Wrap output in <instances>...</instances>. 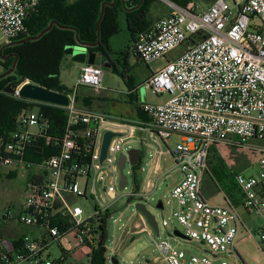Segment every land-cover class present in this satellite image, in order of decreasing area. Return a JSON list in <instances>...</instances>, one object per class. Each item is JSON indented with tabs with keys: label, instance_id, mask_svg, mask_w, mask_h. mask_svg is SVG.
<instances>
[{
	"label": "built area",
	"instance_id": "obj_1",
	"mask_svg": "<svg viewBox=\"0 0 264 264\" xmlns=\"http://www.w3.org/2000/svg\"><path fill=\"white\" fill-rule=\"evenodd\" d=\"M42 1L0 0V32L7 44L27 33L28 16ZM164 1L170 13L140 34L134 44L142 64L166 62L145 86L170 99L159 104L139 103L147 120L83 108L78 102L80 89L97 94L104 90V69L86 64L74 89L58 92L68 97V106L30 101L35 106L23 110L16 130L0 140V183L4 169L14 165L40 170L28 184L19 213L8 210L0 214V228L15 223L38 234L23 236L17 246V240H8L0 233V264H66L77 250L97 248L103 234L107 235L113 206L128 196L146 205L162 180L174 172L182 174L181 181L175 180L171 198L178 205L173 217L183 228V238L175 233L171 238L206 243L210 252L198 256L168 241L158 244L153 239L164 264H247L238 244L243 228L249 231L247 238L255 241L247 225L252 220L260 222V242H255L264 254V0H215L201 12L194 4L181 7ZM195 36L201 39L186 46ZM184 46L177 57H168ZM27 82L13 88L11 96L22 99L20 91ZM41 105L66 111L67 123L61 135L54 134ZM146 131L167 146L168 151L159 154L165 161L171 159L172 166L161 175L159 167L151 168L156 180H146V191L137 186L128 195L129 182L121 187L119 160L126 156L130 163V145ZM108 132L115 136L102 160ZM173 136L181 141L174 151L167 145ZM219 145L245 149L258 159L257 176L235 173L243 194L239 207L225 194L226 205H213L203 196L209 155ZM29 150L36 155L47 150L54 154L33 162L25 159ZM140 161L131 166L137 167ZM81 200L99 201L101 207L94 206V212L87 214L74 204ZM54 245L62 252L57 260L51 258Z\"/></svg>",
	"mask_w": 264,
	"mask_h": 264
},
{
	"label": "rangeland",
	"instance_id": "obj_2",
	"mask_svg": "<svg viewBox=\"0 0 264 264\" xmlns=\"http://www.w3.org/2000/svg\"><path fill=\"white\" fill-rule=\"evenodd\" d=\"M214 0H189L188 5L194 4L199 12L209 8ZM170 8L164 0H155L151 7L149 19L151 23L159 20L169 12ZM118 22L121 31L114 37L112 43L114 46V53L111 54L112 60L117 67L119 74L112 68H103L105 79L103 81L104 90L97 94L89 89L82 88L79 91L80 105L83 108L107 113L111 115H126L130 118L138 116L136 108L130 104L128 96V83L124 80L122 74L125 71L126 63L128 64V75L134 77L136 88L138 89V98L142 104H159L167 102L170 99L169 95L157 96L150 90L146 89V82L153 76L152 73L159 71L166 62L156 61L151 65H143L140 63L135 55L127 54L130 45V36L128 34V25L124 15V11L120 12ZM7 44L6 39L0 32V50ZM134 44V42H133ZM134 46V45H133ZM132 46V47H133ZM69 48H72L69 49ZM186 47H180L173 51L168 57L175 58L181 54ZM77 53L79 60L75 61L72 53ZM88 51L82 46L67 47L65 50V57L61 63L59 83L60 86L72 91L81 76L82 68L87 64ZM3 58L0 56V75L5 72ZM90 100V106L86 104V100ZM39 111L38 108L34 109ZM142 120V119H141ZM180 137L173 136L168 142V147L174 151L178 144H180ZM131 149L141 151L143 170L138 171L127 162L124 174L128 179L129 186L125 193L130 195L136 188L146 191V180L155 181L158 176L153 173L150 174L151 168L159 167V174L166 173L172 166V160L165 161L159 154L161 150L168 151L164 142L156 135H152L150 131L141 132V138H135L130 145ZM220 151L222 159L229 165V167L237 172L243 173L246 176H257L260 167L258 159L255 154L245 149L231 148L225 145L214 147ZM40 170L35 168L27 169L22 166H11L4 169V177L0 183V214L11 210L14 214H18L22 208L25 200L26 190L29 182L33 181ZM165 180V181H164ZM182 180V174L179 172L169 173L167 178L162 180L160 189L150 196V200L146 202L147 209L155 216L157 223L160 226V236L154 232L149 226L145 218L137 211V201L130 200L129 196L123 198L113 206L111 211V218L107 222L106 235V263L112 264V259L116 257L120 264H164L162 254L154 246L153 239L156 243L168 241L172 246H177L180 250L188 251L192 254L203 256L210 252L206 243L200 241L186 242L185 240H175L174 233L183 232L182 226L173 217L177 210V203L171 198V192L176 184V181ZM120 189V188H119ZM208 201L213 205H226V198L224 193H218L215 196L208 198ZM162 202L164 208L159 209L158 205ZM74 204L79 205L85 210L87 214L94 212V206L101 207L98 201L81 200ZM248 220V218L246 219ZM168 222V226L164 227L163 222ZM248 229L254 234L255 241L260 242L258 234V226L260 222L257 220L248 221ZM20 231L26 233L30 237H36L38 232L30 228L20 226ZM249 235V231L245 228L240 233V242ZM180 243V244H179ZM239 251L247 264H256L251 259L256 254L255 242L246 240L239 243ZM93 250L84 248L77 250L70 256L66 264H91V256ZM51 258L57 260L61 258L62 252L57 245H54L50 251ZM248 253L252 258L249 259ZM26 264V263H24Z\"/></svg>",
	"mask_w": 264,
	"mask_h": 264
},
{
	"label": "trees",
	"instance_id": "obj_3",
	"mask_svg": "<svg viewBox=\"0 0 264 264\" xmlns=\"http://www.w3.org/2000/svg\"><path fill=\"white\" fill-rule=\"evenodd\" d=\"M168 1L181 7H186L189 0ZM140 2L141 0H124L123 3L118 0L115 7L106 6L100 23V44L95 48H88L89 52L107 57L113 53L111 39L120 32L118 17L122 11L125 13L132 42L135 44L138 36L148 31L153 25L148 20L155 0H143V4L137 8ZM104 3L112 4L114 0H43L38 9L30 13L26 21L27 33L18 36L13 40V43L28 41L13 48L8 47L5 51V55L11 53L14 56L17 55L18 62L13 74L0 79V140H4L10 132L16 130L17 117L23 110L35 106L29 100L16 99L11 95H6L4 92L7 88H15L22 83L30 81L50 91L67 93V89L61 87L59 83L60 68L65 57V49L77 46L78 43L94 45L98 42L97 23ZM52 22H56L57 25L49 32L39 40H30L47 30ZM199 39L201 38L198 36L191 37L186 46L196 43ZM132 49L134 55L138 58L134 46ZM131 53V50H128L127 54L130 55ZM14 56L12 59L4 61L2 66L5 68V72L3 74L11 70L15 62ZM110 63L115 72L119 74L114 62L110 60ZM125 66L122 76L128 83L131 76L127 73L128 64L126 63ZM135 91L131 95H136ZM90 100H86L88 106L91 104ZM78 102H80V98H78ZM134 105H136L138 117L142 120H147V116L139 108V102L136 101ZM41 110L50 120L54 134L61 135L67 123L66 111L50 105H41ZM41 152L36 155L35 151L29 150L25 159L38 162L42 161L44 156L48 157L54 154L50 150H47L44 154ZM142 156L140 164L135 167L138 170L143 166ZM235 173L222 159L219 151L212 148L209 155L208 168L203 179V196L208 199L218 193H224L235 206L239 207L242 204L243 194L235 181ZM21 238L17 239V246L20 245ZM105 240L106 234L104 233L102 242L97 248L93 249L91 264H107L106 248L104 247Z\"/></svg>",
	"mask_w": 264,
	"mask_h": 264
},
{
	"label": "water",
	"instance_id": "obj_4",
	"mask_svg": "<svg viewBox=\"0 0 264 264\" xmlns=\"http://www.w3.org/2000/svg\"><path fill=\"white\" fill-rule=\"evenodd\" d=\"M117 1L118 0H114V3H112V4L111 3H104L102 5L101 16H100V19L97 23V28H98V33H99L98 42L94 45H83V44L78 43L79 46L84 47L88 51L89 55H88V59H87L86 63L89 65H97V59H98L99 54L98 53H90L88 48H95L100 44V23H101V20L103 18V15H104L105 8H106V6L115 7L117 5ZM119 1L124 3V0H119ZM142 4H143V0H141L140 4L137 6V8H139ZM55 25H57L56 22H52L49 25L47 30L43 31L39 36L31 38L30 40H32V41L39 40L43 35H45L47 32H49ZM77 40H78V35H77ZM27 41L28 40L6 44L5 46H3L1 48L0 56L6 47L20 45V44L26 43ZM69 49L72 50V48H69ZM72 54L76 55V56H73L75 58V61L79 60V57H77V53L75 51ZM14 57H15V62L13 64L11 70L8 71L7 73L3 74L2 76H0V79H4L7 76H9L15 72L17 62H18V56L16 55ZM101 57H102L101 67L102 68H111V65L109 63L108 58L104 55H101ZM9 58L10 57H4L3 60H7ZM13 91H14L13 88L9 87V88H7V90L5 92L7 94L11 95V94H13ZM20 95H21L22 99L29 100V101H37V102L56 105V106H60V107H66L69 105V99L66 95L60 94L58 92L47 90V89L42 88V87H40V86L30 82V81L27 82L26 84H24V86L22 87V89L20 91ZM114 136H115V134H113V133H110V132L106 133L105 138H104V143H103L102 160H104L106 158L109 145H110L111 140ZM140 158H141V151L131 150L129 152V161H130L131 165H133V166L137 165ZM126 163H127V157L121 156V158L119 160V170H120V174H121V187H123V188L127 187V185H128L127 177L124 174V169L126 167ZM136 208H137V211L145 218V220L147 221L149 226L154 230V232L157 234V236H159V234H160L159 233V225L156 221L155 216L147 209L146 205L139 203L136 205ZM158 208L159 209L164 208L162 202L159 203ZM175 235L177 237L183 238L182 234L179 231H176ZM112 264H120V262L116 257H114L112 259Z\"/></svg>",
	"mask_w": 264,
	"mask_h": 264
},
{
	"label": "crops",
	"instance_id": "obj_5",
	"mask_svg": "<svg viewBox=\"0 0 264 264\" xmlns=\"http://www.w3.org/2000/svg\"><path fill=\"white\" fill-rule=\"evenodd\" d=\"M214 2H215V0H214ZM213 2V3H214ZM212 3V4H213ZM170 13V10H169V12L165 15V16H163V17H166L168 14ZM120 14V13H119ZM124 15H125V13H124ZM163 17H161V18H163ZM126 18V17H125ZM160 18V19H161ZM149 21V23L152 25V24H154L156 21H158V20H156L155 22H153V23H151V20L149 19L148 20ZM128 27V26H127ZM120 31H121V29H120ZM128 34H129V36H130V33H129V28H128ZM116 36V35H115ZM114 36V37H115ZM114 37L111 39V46H112V50L114 51V46H113V43H112V41H113V39H114ZM134 44H133V42H132V39H131V36H130V45H129V47H128V50H131V54H133L134 55V53H133V49H132V46H133ZM114 53V52H113ZM112 54V53H111ZM130 54V55H131ZM113 55V54H112ZM129 55V56H130ZM107 57V56H106ZM136 57V56H135ZM108 58V60H109V63H110V60L111 61H113L112 60V57H111V55L109 56V57H107ZM136 59L138 60V58L136 57ZM101 60H102V57H101V55L99 54L98 55V59H97V66H100L101 67ZM140 63H141V61L140 60H138ZM114 62V61H113ZM110 65H111V63H110ZM144 65V64H143ZM148 66V65H147ZM111 68H112V65H111ZM155 73V72H154ZM154 73H152V74H154ZM104 79H105V73H104V78H103V81H104ZM128 92L126 93V95L128 96V99H129V102H130V104L131 105H133L134 107H136V105H134V104H136V101L137 102H139L140 103V101H139V98H138V94H137V92H138V89L136 88V85H135V80H134V77H131V79L128 81ZM104 87V86H103ZM136 90V91H135ZM130 91H132V92H136V95H131V94H128ZM133 96H135V97H133ZM133 98V99H132ZM134 99H135V101H134ZM111 115V114H110ZM113 116H115V115H113ZM116 116H123V117H127L128 118V116H126V115H116ZM138 117V116H137ZM130 118V117H129ZM219 153H220V151H219ZM4 177V174L2 175V178ZM2 180V179H1ZM20 226H22V225H19V224H15V223H13V224H8V225H4V226H2V228H0V233L2 234V235H4L8 240H11V241H16L18 238H20V237H23V236H26L27 234L26 233H22L21 231H20ZM25 227V226H24ZM28 228V227H27ZM32 231H33V229L32 228H30ZM246 240H250V241H254V240H251V239H249V238H247V236L241 241V242H244V241H246ZM241 242H240V240H239V243L241 244ZM255 242V241H254ZM239 245V244H238ZM255 248H256V250H257V252H256V254L253 256V258H252V256H251V254H249L248 253V257H249V259H251L254 263H256V264H264V254L262 253V252H260L259 251V249H258V247H257V244H256V242H255ZM238 250H239V247H238ZM240 252V251H239ZM241 254V253H240ZM241 256H242V254H241ZM244 259V258H243ZM245 260V259H244ZM245 262H246V260H245Z\"/></svg>",
	"mask_w": 264,
	"mask_h": 264
},
{
	"label": "flooded vegetation",
	"instance_id": "obj_6",
	"mask_svg": "<svg viewBox=\"0 0 264 264\" xmlns=\"http://www.w3.org/2000/svg\"><path fill=\"white\" fill-rule=\"evenodd\" d=\"M13 47H15V46H9V48H13ZM8 47H6L4 50H3V52H2V54H1V57H10L9 59H12V57L14 56V54L13 53H11V54H8V55H5V51H6V49H7ZM9 59H7V60H9ZM4 61H6V60H4Z\"/></svg>",
	"mask_w": 264,
	"mask_h": 264
}]
</instances>
